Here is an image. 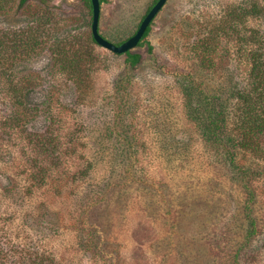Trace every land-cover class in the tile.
<instances>
[{
	"label": "rangeland",
	"instance_id": "1",
	"mask_svg": "<svg viewBox=\"0 0 264 264\" xmlns=\"http://www.w3.org/2000/svg\"><path fill=\"white\" fill-rule=\"evenodd\" d=\"M152 1L106 0L100 5V34L113 43L126 39ZM250 1L264 3L167 0L145 39L152 52L144 44L134 48L142 59L131 71L124 56L91 43L86 0H28L22 7L19 0H0V241L4 247H38L48 264H103L92 261L79 246L78 226L90 220L92 212L79 215L88 206L89 182L120 179L117 174L124 163L131 167L121 175L127 186L108 190L103 201L99 196V205L92 210L105 218L95 227L110 235L106 254L118 252L106 264H201L203 259L206 264L207 260L225 264L220 251L199 239L207 235V228L220 232L238 223L241 231L246 195L187 116L178 79L192 77L203 90L223 89L244 79L240 60L233 54L241 27L229 30L222 25L229 8ZM40 18L54 35L43 34L31 56L20 54L12 33ZM247 27L264 33V22L251 20ZM211 37L215 50L205 55L198 46ZM65 38L70 43L78 38L86 42L78 61L84 70L80 87L75 86L80 83L75 77L51 61V41ZM124 73L130 74V82L122 84L126 92L122 98H115L114 84ZM22 84L30 91L18 106L13 96L25 92L19 89L17 94L13 89ZM50 86L55 87L53 96ZM48 132L60 143L68 141L70 137L64 135L71 133L79 144L70 154L61 151L63 145L57 146L54 167L59 169L43 177V168L54 162L52 156L43 159L40 150L36 153L32 143ZM118 139L131 144L123 159L114 156ZM100 142L106 153L90 159ZM239 157L238 165L256 166L252 153ZM258 159L264 168V157ZM81 169L87 170L86 185L79 178ZM252 186L256 192L252 216L264 233V176H257ZM166 209L173 213L168 215ZM150 210L158 215L164 211L159 215L163 217L150 218ZM229 237L227 231L221 241ZM159 243L162 249L157 251ZM257 264H264V251Z\"/></svg>",
	"mask_w": 264,
	"mask_h": 264
},
{
	"label": "trees",
	"instance_id": "2",
	"mask_svg": "<svg viewBox=\"0 0 264 264\" xmlns=\"http://www.w3.org/2000/svg\"><path fill=\"white\" fill-rule=\"evenodd\" d=\"M105 1L106 0H99L100 5ZM157 1L158 0L152 1L151 5L141 17L139 24ZM27 2L28 0H19V6L22 7ZM86 3L90 18L92 19L91 2L90 0H86ZM251 20L255 22L259 21L260 23L264 22V3L250 1L248 3L243 2L238 6H232L227 11L225 22L222 25L224 28L228 29L231 28V26H233V28L236 26L241 27L240 32H238L237 50L234 51L233 54L240 60L239 64L241 66H239V70L244 72L243 80H238L237 83L225 84V88L223 89L203 90V86L200 83H193V81H191L192 77L181 75L178 79V84L182 88L184 109L187 116L197 124L199 129H201L200 134L204 142L210 145V150L213 149L214 154L219 156L222 162L226 163L233 181L241 185L246 195V203L243 209L245 227L239 224L242 228L241 231L236 227L238 223L224 226L220 232H217L216 229L212 231L207 228V235L199 239V241H204V244H206L208 248L220 251L225 261L223 263L225 264H257L264 251V233L261 231L257 220L252 216L251 206L256 200V192L252 185L257 179V176H264V168H261L262 165L258 164V158L264 157V33H262L260 29L256 30L253 28L250 30L247 26ZM231 23L232 25H230ZM45 25L46 21L44 22L40 18L36 23H31V25L24 27L20 32L12 33L13 40L15 41L14 47L17 48L16 50H20V54L26 53V55L31 56L36 48H38L39 38L42 37L43 34L47 37H52L54 35L52 29L46 28ZM152 25L153 20L150 22L138 45L135 47L140 48L146 45L149 54L152 52V47L149 43L145 42V39L149 35ZM218 29L220 31L222 27L220 26ZM135 32L119 42L113 43L109 39L108 41L118 46L133 36ZM214 40L215 39L211 37L205 42H201L198 46L199 49L205 55L211 54L215 50ZM90 41L97 45L91 34ZM51 42V61L54 64L62 66L60 70H65L69 75L75 77L74 81L78 80L80 83L77 84L76 82L74 84L76 87H80L83 84L81 78L84 74V70L80 69L78 61L81 59L80 56L83 49H86V42L82 41L80 38L72 40L71 43L66 38L62 40L53 39ZM74 44L78 45L77 48L79 49L73 50L74 47L72 45ZM2 46L3 43H0V47ZM116 56H124L126 69L131 71L140 64L142 59L139 53H134L132 50L123 55ZM227 78L233 81L232 77L228 76ZM127 82H130V74L128 73H124L117 79L113 87V94L116 95L115 98H122L123 94L126 93L122 89V84ZM22 86L23 87H16L13 89V91L16 92L19 89L25 92L23 96H13L14 104L18 106L23 104L22 98H26L30 91L28 85L22 84ZM51 88L54 89L55 87H49L50 95L53 96ZM123 101L122 99L117 100L119 104L123 103ZM16 115L21 116L22 114L16 113ZM23 118L24 116L19 117L20 120ZM19 123H17V126L20 125ZM52 134V132H48L41 137L38 136L34 143H32L33 150L36 153L40 150L43 159H50V156H52V162H54L53 164H49L50 166H45L43 168V177L52 170V172H54L59 169L58 165L54 167L57 160V156H54L55 153L57 154V146L63 145L60 147L62 148L61 151L70 154V152H76L75 147L79 144L71 133H66L64 136L70 137V139L66 142L62 140L61 143L60 138H56ZM120 136H122V131L119 132L118 137ZM116 141L119 143V146L115 149L116 153L114 156L123 159L126 155V151L131 150V144H128L127 140L118 139ZM55 142L57 143L55 144ZM102 143L103 142H100L98 146L92 149L90 159L93 158L94 160L93 155L95 156L97 153H101L102 157L104 156L107 148L103 147ZM247 152L252 153L257 158L253 159L252 162L256 166L238 165V159L240 158L239 154ZM240 156L244 157V155ZM86 163V166L89 167L91 161L88 160ZM130 168V166L126 167V165L122 163L121 170L117 174L120 179L103 180L98 184H94V182L90 180L91 182L88 184L90 187V199L86 211L82 214L80 213L79 217L83 218V215L87 214L89 211L92 212V216L90 220L86 218L85 223H81L77 230L80 248L82 251L89 253L94 262L100 261L103 264L111 262L117 258L118 252L116 249H111L113 254H106L111 245L106 238L110 235L105 229L100 230L101 227H95L97 220L104 221L105 218L98 217L97 213H94L92 210L99 205V201H97L99 196H101L100 200L103 201L104 195H106L108 190L114 188L124 189L127 186L125 184L126 181L122 179L123 177L121 175L127 172L129 173ZM79 173L80 180L84 179L83 183L86 185V183H88L87 170L81 169ZM42 180L43 179H39V181ZM165 213L171 215L173 212L167 210ZM159 215L156 211L150 210L149 212L150 218L155 217L158 219L163 217ZM171 226L174 227L173 224ZM227 231L228 235L230 234L231 237L224 240L222 239L223 241H221V236H224ZM233 235H235V238ZM236 238L238 241L235 240ZM4 246L5 244L0 241V264H7V262L14 264H48V259L44 257L42 251L38 252V247L29 246L28 248L22 247L20 249L19 247L9 245L7 247ZM161 249V244H156L155 250L159 251ZM200 263L206 264V259H203ZM209 263V260H207V264ZM50 264L52 263L50 262Z\"/></svg>",
	"mask_w": 264,
	"mask_h": 264
},
{
	"label": "water",
	"instance_id": "3",
	"mask_svg": "<svg viewBox=\"0 0 264 264\" xmlns=\"http://www.w3.org/2000/svg\"><path fill=\"white\" fill-rule=\"evenodd\" d=\"M92 7V19H91V35L94 42L101 48L111 52L115 55H123L128 51L133 50L143 37L150 22L156 17L160 10L164 7L167 0H158L145 15L139 27L133 36L126 41L116 46L108 40L104 39L98 32L99 15H100V2L99 0H90Z\"/></svg>",
	"mask_w": 264,
	"mask_h": 264
}]
</instances>
